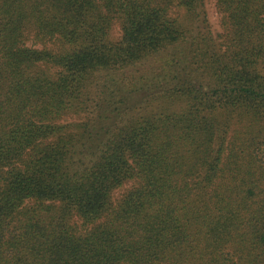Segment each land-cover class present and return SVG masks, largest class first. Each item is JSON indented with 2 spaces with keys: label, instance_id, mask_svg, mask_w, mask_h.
<instances>
[{
  "label": "trees",
  "instance_id": "trees-1",
  "mask_svg": "<svg viewBox=\"0 0 264 264\" xmlns=\"http://www.w3.org/2000/svg\"><path fill=\"white\" fill-rule=\"evenodd\" d=\"M215 6L0 0V264H264V0Z\"/></svg>",
  "mask_w": 264,
  "mask_h": 264
},
{
  "label": "rangeland",
  "instance_id": "rangeland-1",
  "mask_svg": "<svg viewBox=\"0 0 264 264\" xmlns=\"http://www.w3.org/2000/svg\"><path fill=\"white\" fill-rule=\"evenodd\" d=\"M206 7L208 11L207 15H208L209 23L211 27L213 28L214 33L223 34L224 28L222 26V20H221L220 14L218 13L216 6H215V0H206ZM121 36H122V33L120 30V26L117 24L112 31L111 38L113 41H119L121 39ZM68 120H67L68 122L72 121V119H68ZM121 192L122 191H119L116 196L117 197H119V195L121 196L122 195Z\"/></svg>",
  "mask_w": 264,
  "mask_h": 264
}]
</instances>
